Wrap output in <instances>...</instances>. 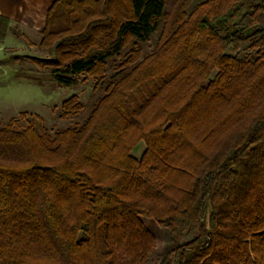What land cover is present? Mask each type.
I'll list each match as a JSON object with an SVG mask.
<instances>
[{"label": "trees", "instance_id": "1", "mask_svg": "<svg viewBox=\"0 0 264 264\" xmlns=\"http://www.w3.org/2000/svg\"><path fill=\"white\" fill-rule=\"evenodd\" d=\"M41 35L47 79L99 95L54 134L0 126V264H148L142 216L197 231L162 264H264V0H54Z\"/></svg>", "mask_w": 264, "mask_h": 264}, {"label": "rangeland", "instance_id": "2", "mask_svg": "<svg viewBox=\"0 0 264 264\" xmlns=\"http://www.w3.org/2000/svg\"><path fill=\"white\" fill-rule=\"evenodd\" d=\"M15 30H7L0 36V126L5 125L11 118L20 117L21 112L33 121L38 128L54 134L57 130L80 125L88 116L93 102L99 93L94 90L95 81L85 75L76 76L77 82L71 86L59 85L49 81L50 69L40 68L27 57H50L47 50L39 46L41 30L32 27L28 20L20 18L12 21ZM159 32H155L142 44L143 54L153 51L157 44ZM241 52H246L245 45ZM232 54L236 50L230 48ZM116 63L121 59L116 58ZM114 61L109 62L108 73L114 72ZM30 77H38L42 84ZM77 94L84 103V109L72 118L62 114L61 103L67 97ZM23 122L25 120L23 119ZM146 149L144 141H140L132 150V154L140 158ZM144 224L154 233L157 246L148 264H162L164 255L169 247L190 240L197 231H184L179 237H174L166 227L155 220L141 217Z\"/></svg>", "mask_w": 264, "mask_h": 264}, {"label": "crops", "instance_id": "3", "mask_svg": "<svg viewBox=\"0 0 264 264\" xmlns=\"http://www.w3.org/2000/svg\"><path fill=\"white\" fill-rule=\"evenodd\" d=\"M54 0H0V13L12 21L24 18L32 27L41 30L46 22L49 6Z\"/></svg>", "mask_w": 264, "mask_h": 264}]
</instances>
